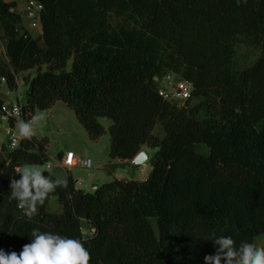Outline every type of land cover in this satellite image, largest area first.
<instances>
[{"label":"trees","instance_id":"1","mask_svg":"<svg viewBox=\"0 0 264 264\" xmlns=\"http://www.w3.org/2000/svg\"><path fill=\"white\" fill-rule=\"evenodd\" d=\"M39 1L34 37L0 0V77L15 90L19 74L34 72L22 78L23 112L31 119L61 101L90 140L105 132L99 119L109 121L110 158L155 152L144 180L113 179L91 193L67 174L29 220L9 184L23 166L48 161L47 139L2 146L0 248L19 252L39 228L81 239L89 264H204L214 237L239 246L264 233V0ZM238 44L260 53L241 69ZM166 74L192 84L183 104L158 94L155 78Z\"/></svg>","mask_w":264,"mask_h":264},{"label":"clouds","instance_id":"2","mask_svg":"<svg viewBox=\"0 0 264 264\" xmlns=\"http://www.w3.org/2000/svg\"><path fill=\"white\" fill-rule=\"evenodd\" d=\"M45 121L43 112L29 120L21 118L14 129L15 135L21 140H31ZM81 163L91 165V161ZM67 185L66 176L54 179L39 169L24 168L18 179L10 180L9 200L15 201L24 217L31 220L51 193ZM211 241L215 250L204 256V264H264V247L253 242L242 241L237 246L230 235L216 236ZM90 259V252L81 239L39 228L32 229L30 242L24 244L19 252H6L0 248V264H89Z\"/></svg>","mask_w":264,"mask_h":264},{"label":"rangeland","instance_id":"3","mask_svg":"<svg viewBox=\"0 0 264 264\" xmlns=\"http://www.w3.org/2000/svg\"><path fill=\"white\" fill-rule=\"evenodd\" d=\"M22 11V10H21ZM20 11V12H21ZM112 27L116 25H121L122 21L119 19L111 17L109 19ZM31 29V28H29ZM39 29V28H38ZM36 29H31V33L35 34ZM260 55L256 51L251 50L243 44H238L236 53H234V64L237 68H245L251 65ZM69 66V63H68ZM34 72H25L21 73L18 76L17 82H19V87L12 92H6L5 94L0 95L5 99L7 105H12L17 102V99L21 102H25V85L22 81V78L29 77ZM3 89H6L5 85H2ZM58 103H63L59 101ZM60 107L66 109L59 111L57 108H54L55 112L50 114L48 111L35 110L34 115L40 114L41 112L46 114V121L44 125L37 129L35 136L39 139L46 137L47 139V154L48 161L51 166L47 167L46 163L35 165H25L21 168V171L24 168H34L41 171H47L57 177L66 176L67 173L64 169L58 168L54 165V161L57 158V155L60 152H65L71 150L75 152L80 159H90L91 168H81L79 166L73 167L69 170L70 175L73 179H81L80 189L86 192H92L90 190V183H94V179L97 180L96 184L98 186L102 185L105 182H109L114 178L124 177L128 180H139L143 179L147 172L149 171V163H145L142 166L136 167L131 164H122L117 162L115 159L109 157V134L108 126L109 121L104 118H100L99 122L104 126L105 132L97 140H89L87 134L85 133L82 126L76 120V117L73 111L65 106V104ZM66 107V108H65ZM54 114V115H53ZM54 116V117H51ZM7 125L6 122L0 120V132L2 134L4 127ZM154 132L161 136V129L159 126H156ZM1 149V148H0ZM197 150L200 152H207L204 146H198ZM155 150L152 149L151 153L154 154ZM61 157V155H60ZM50 170V171H49ZM57 203L54 198L50 199L48 203V209L55 211ZM154 222L153 219H151ZM253 243L259 247H264V233L254 238Z\"/></svg>","mask_w":264,"mask_h":264},{"label":"built area","instance_id":"4","mask_svg":"<svg viewBox=\"0 0 264 264\" xmlns=\"http://www.w3.org/2000/svg\"><path fill=\"white\" fill-rule=\"evenodd\" d=\"M23 9L18 12L23 20V25L31 29L40 28V17L43 10V4L39 0H23ZM24 25V26H25ZM0 58H5V46L4 41L0 37ZM2 80L5 79L2 77ZM158 84L157 92L158 94L169 102H177L178 104H183L189 97L192 91V84L177 79L172 74H166L161 78H155ZM21 118L24 120H29L28 112H23L22 106L20 104H15L12 107L5 109L2 107L0 109V120L7 123L3 129V135L7 140L6 148L14 149L18 147L21 139L15 135L14 127L12 124L18 122ZM60 167L64 169H71L73 167L79 166L81 168L89 169L91 165H82V161H91L90 159L82 160L73 151H66L58 158ZM81 185V179L74 180V187L79 188Z\"/></svg>","mask_w":264,"mask_h":264},{"label":"crops","instance_id":"5","mask_svg":"<svg viewBox=\"0 0 264 264\" xmlns=\"http://www.w3.org/2000/svg\"><path fill=\"white\" fill-rule=\"evenodd\" d=\"M4 1H7V2H13L14 3V11H16V12H20L22 9H23V4H24V1L23 0H4ZM24 25H25V22H24ZM24 28L29 32V34H31L32 36H34V37H37V36H39L40 35V28L39 29H36L35 30V34H32L31 33V29H29L26 25L24 26ZM23 81V80H22ZM24 83V82H23ZM2 85H5L6 86V89H3L2 88ZM17 85H18V87H19V82H17ZM24 85H25V83H24ZM17 87V88H18ZM26 89H27V86L25 85V91H26ZM12 92V90H10L8 87H7V84H6V82L5 81H3L2 80V77H0V93L1 94H5L6 92ZM0 100L2 101V107H4L5 109H8V108H10V107H12L13 105H15V104H20L21 106L25 103H21L18 99H17V102H15L14 104H12V105H7L6 104V102H5V99L0 95ZM59 101H56L54 104H53V106L50 108V109H48L47 111L48 112H50V114L52 115V113H54L55 112V110H54V108H56L57 106H58V110L59 111H63L64 112V110H66V109H63L64 107H60V106H62V105H58V104H63V103H58ZM66 106V105H65ZM66 108V107H65ZM54 115V114H53ZM51 117H54V116H51ZM16 125H17V123L16 122H14L13 124H12V126L14 127V128H16ZM85 132V131H84ZM82 134H86V132L85 133H82ZM85 136H88V135H85ZM35 138H37V139H39V137H37V136H34ZM89 138V137H88ZM90 140V139H89ZM6 143H7V140H6V138L4 137V135H3V132H2V134H1V132H0V148L2 147V146H6ZM151 150L152 149H149L147 146H142L141 147V149H140V151H147L148 152V154H149V159H150V157L152 156V153H151ZM67 151H71V150H67ZM66 152V151H65ZM65 152H60L61 153V155L63 154V153H65ZM75 153V152H74ZM76 154V153H75ZM77 155V154H76ZM78 156V155H77ZM117 162H119V163H122V164H131L132 166H136V165H133L132 164V160H118V159H115ZM147 162H149V160L147 161ZM146 162V163H147ZM54 165L56 166V167H58V168H61V169H64V168H62V167H60V165H59V160H58V157L55 159V161H54ZM46 166L47 167H50L51 166V164L49 163V162H47L46 163ZM142 166V165H141ZM136 167H139V166H136ZM65 171H66V173L67 174H69L70 175V172H69V170L70 169H64ZM149 170H150V168H149ZM149 172V171H148ZM147 172V173H148ZM53 175V174H52ZM53 176H55V175H53ZM146 176H147V174H146ZM146 176L143 178V179H139V180H144L145 178H146ZM56 177V176H55ZM114 179H126V178H124V177H119V178H114ZM74 180H76V179H74ZM133 180V179H132ZM93 181H95L94 183H90V187L93 185V184H96V182H97V180H93ZM50 202V201H49ZM48 202V203H49ZM58 210V205H57V207H56V210L55 211H57Z\"/></svg>","mask_w":264,"mask_h":264},{"label":"water","instance_id":"6","mask_svg":"<svg viewBox=\"0 0 264 264\" xmlns=\"http://www.w3.org/2000/svg\"><path fill=\"white\" fill-rule=\"evenodd\" d=\"M149 160V154L147 151H140L133 159H132V164L136 165V166H141L144 165L147 161ZM99 186L97 184H93L90 187V190L92 192H95V190L98 188ZM91 192V193H92Z\"/></svg>","mask_w":264,"mask_h":264}]
</instances>
